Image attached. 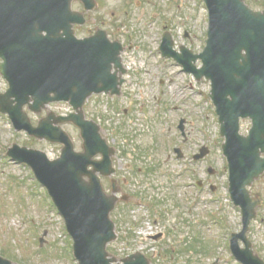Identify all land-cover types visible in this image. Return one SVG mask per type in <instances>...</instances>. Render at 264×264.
<instances>
[{"label":"rangeland","instance_id":"374dc122","mask_svg":"<svg viewBox=\"0 0 264 264\" xmlns=\"http://www.w3.org/2000/svg\"><path fill=\"white\" fill-rule=\"evenodd\" d=\"M97 2L99 6L88 15L87 24L76 29L77 35L85 38L97 29L107 30L113 41L125 47L122 56L127 75L120 96H97L88 103L86 115L101 126L110 145L117 149L116 177L122 194L131 195L132 202L136 197L157 211L145 213L134 205L126 206L130 210L119 206L112 219L120 239L109 251L118 260L139 251L152 264H239L231 255L229 239L241 231L242 215L228 195L224 139L215 107L206 98L211 84L205 79L197 81L158 49L164 32L169 31L176 50L186 46L195 54L203 51L208 30L203 1ZM250 2L254 10L264 6V0ZM73 9L83 11V6L74 3ZM201 65L198 61L197 66ZM7 89L0 75V94ZM56 108L65 112L69 107ZM29 115L37 125L46 113ZM181 120L185 121L187 142L178 129ZM250 127L251 122L244 121L241 132L247 134ZM64 129L76 150L82 151L79 132L71 125ZM14 144L44 151L51 159L62 150L60 145L17 132L0 113V255L15 264H78L64 220L46 190L27 166L7 156ZM203 146L209 154L195 161L194 155ZM176 147L185 154L183 159L174 153ZM103 183L111 194V183ZM251 192L263 204L248 237L255 253L264 259V175ZM160 235L162 238L156 240Z\"/></svg>","mask_w":264,"mask_h":264},{"label":"water","instance_id":"95a60500","mask_svg":"<svg viewBox=\"0 0 264 264\" xmlns=\"http://www.w3.org/2000/svg\"><path fill=\"white\" fill-rule=\"evenodd\" d=\"M74 1L0 0V73L9 83L8 91L0 95V111L9 114L17 130L64 146L55 161L43 152L17 145L9 155L31 167L48 189L74 239L80 264H113L116 260L108 258L106 248L116 239L110 213L117 198L105 193L97 174L108 177L114 173V151L99 127L85 122L78 108L93 93L119 94L123 81L111 71L113 65L121 68L123 48L111 43L102 31L79 40L74 26L84 24L85 19L72 10ZM81 1L88 10L94 7L93 0ZM204 1L210 13L207 47L193 58L201 59L203 68L193 66L189 71L198 80L206 77L211 81L209 98L226 138L223 150L229 162V191L242 209L244 224L242 233L232 237V252L243 264H264L246 237L256 207L261 205L259 198H251L247 187L264 173V11H253L245 0ZM60 101L69 102L79 115L54 118L52 114L34 128L24 112L28 106L40 113L47 104ZM246 118L253 120L248 137L240 135V120ZM53 120L80 126L83 153L75 152L73 142L60 127L53 126ZM99 155L102 160L95 161ZM239 240L245 243L244 249ZM122 262L149 264L139 253ZM0 264L8 262L0 258Z\"/></svg>","mask_w":264,"mask_h":264},{"label":"flooded vegetation","instance_id":"af4514ba","mask_svg":"<svg viewBox=\"0 0 264 264\" xmlns=\"http://www.w3.org/2000/svg\"><path fill=\"white\" fill-rule=\"evenodd\" d=\"M87 106L88 105H85V107H84V109H87ZM119 174V171H116V174H115V176H117ZM117 187L119 188V190H121V187L119 186V182L117 181ZM112 188V187H111ZM131 200V195H129V198H128V201L127 202H125V206H127V207H129V206H131V205H134L135 204V202H131L130 201ZM139 204V203H138ZM127 210H130V209H128L127 208ZM157 212V211H156Z\"/></svg>","mask_w":264,"mask_h":264},{"label":"trees","instance_id":"16d2710c","mask_svg":"<svg viewBox=\"0 0 264 264\" xmlns=\"http://www.w3.org/2000/svg\"><path fill=\"white\" fill-rule=\"evenodd\" d=\"M249 2H250V0H249ZM252 3V2H251Z\"/></svg>","mask_w":264,"mask_h":264}]
</instances>
